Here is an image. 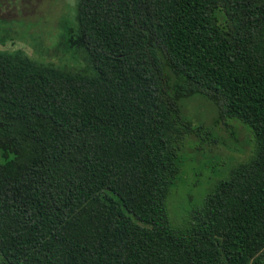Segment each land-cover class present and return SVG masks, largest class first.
<instances>
[{
    "label": "trees",
    "instance_id": "obj_1",
    "mask_svg": "<svg viewBox=\"0 0 264 264\" xmlns=\"http://www.w3.org/2000/svg\"><path fill=\"white\" fill-rule=\"evenodd\" d=\"M62 41L88 71L0 51V264H264V0H77ZM195 96L255 146L176 226Z\"/></svg>",
    "mask_w": 264,
    "mask_h": 264
},
{
    "label": "rangeland",
    "instance_id": "obj_2",
    "mask_svg": "<svg viewBox=\"0 0 264 264\" xmlns=\"http://www.w3.org/2000/svg\"><path fill=\"white\" fill-rule=\"evenodd\" d=\"M76 1L0 0V51L21 53L36 62L76 72L88 71L84 58L69 51L62 41L66 28L74 22ZM183 111L195 126L208 129L209 135L186 138L182 173L167 201L176 226H182L187 212L200 205L237 163L251 157L255 146L247 126L218 119L216 108L204 97L185 100ZM2 149L0 164L14 159L9 149Z\"/></svg>",
    "mask_w": 264,
    "mask_h": 264
}]
</instances>
